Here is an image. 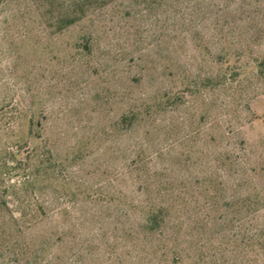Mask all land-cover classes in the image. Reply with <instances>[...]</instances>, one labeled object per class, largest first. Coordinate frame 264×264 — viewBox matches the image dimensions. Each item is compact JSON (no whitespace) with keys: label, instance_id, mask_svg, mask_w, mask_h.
Instances as JSON below:
<instances>
[{"label":"rangeland","instance_id":"374dc122","mask_svg":"<svg viewBox=\"0 0 264 264\" xmlns=\"http://www.w3.org/2000/svg\"><path fill=\"white\" fill-rule=\"evenodd\" d=\"M75 3L86 18L61 32ZM181 81L188 96L118 128L129 97ZM142 145L191 180L229 154L221 207L251 200L231 232H264V0H0V264H157L111 233L141 197L125 165Z\"/></svg>","mask_w":264,"mask_h":264},{"label":"trees","instance_id":"16d2710c","mask_svg":"<svg viewBox=\"0 0 264 264\" xmlns=\"http://www.w3.org/2000/svg\"><path fill=\"white\" fill-rule=\"evenodd\" d=\"M84 12V3L63 7L59 30L62 32L81 24L86 18ZM93 45L94 38L84 33L73 48L87 65L93 62ZM225 58L228 69L232 58L229 54H225ZM181 86L182 81L176 82L173 92L161 90L149 101L129 97L116 123L121 126L118 128L121 130L124 126V131H128L135 125H144L154 110L166 108L181 96H188L187 90H176ZM145 134H149L148 129ZM141 148L125 165V176L137 186L141 197L131 203L125 202L120 212L124 220L122 227L117 226L111 232L124 251L135 250L144 259L150 257L157 264H264V232L256 237L231 232L235 219H242L251 211V200L236 197L228 210L221 207L220 197L227 184L216 172L221 168L230 170L235 165L229 154L218 158L216 166H207L203 176L191 180L172 175L168 167L153 168L145 155L144 145ZM94 194L96 192L90 193Z\"/></svg>","mask_w":264,"mask_h":264}]
</instances>
